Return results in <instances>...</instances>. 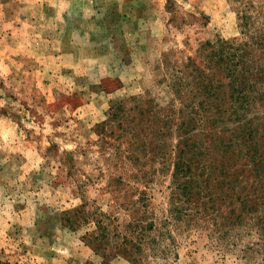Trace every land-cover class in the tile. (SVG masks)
Instances as JSON below:
<instances>
[{"label":"rangeland","instance_id":"obj_1","mask_svg":"<svg viewBox=\"0 0 264 264\" xmlns=\"http://www.w3.org/2000/svg\"><path fill=\"white\" fill-rule=\"evenodd\" d=\"M0 264H264V0H0Z\"/></svg>","mask_w":264,"mask_h":264}]
</instances>
